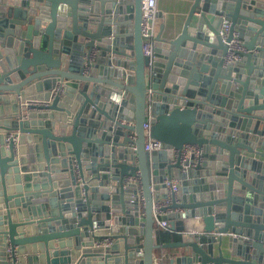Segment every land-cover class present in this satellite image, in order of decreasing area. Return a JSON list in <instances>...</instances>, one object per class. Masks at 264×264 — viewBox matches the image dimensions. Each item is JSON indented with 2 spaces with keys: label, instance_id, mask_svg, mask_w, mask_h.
<instances>
[{
  "label": "water",
  "instance_id": "obj_1",
  "mask_svg": "<svg viewBox=\"0 0 264 264\" xmlns=\"http://www.w3.org/2000/svg\"><path fill=\"white\" fill-rule=\"evenodd\" d=\"M0 6V264H264V152L234 139L264 136V0H195L151 56L142 0ZM155 205L201 232L158 243Z\"/></svg>",
  "mask_w": 264,
  "mask_h": 264
},
{
  "label": "built area",
  "instance_id": "obj_2",
  "mask_svg": "<svg viewBox=\"0 0 264 264\" xmlns=\"http://www.w3.org/2000/svg\"><path fill=\"white\" fill-rule=\"evenodd\" d=\"M157 19H158V0H142V20H141V33L144 38V53L147 56H151L154 49V42L157 33ZM230 29V23L224 22L223 27L220 30V36L226 38ZM230 51L225 57V63H233L240 59V54L238 52L243 51V40L239 37L238 32H234L233 39L229 42ZM152 123L151 118L148 116L144 123V131L146 135L145 150L146 151H159L165 149V145L156 139L150 137V129ZM185 149H189L186 147ZM180 178H166L163 181L168 193H178L181 187ZM139 200H142V196L139 195ZM170 200H166L165 204H169ZM171 211L163 212L160 210L159 205L154 207V219L156 229L158 230H167L172 231L170 228V223L168 219H164V216H168ZM173 232V231H172ZM98 246H107L110 244L108 239H104L100 242H96Z\"/></svg>",
  "mask_w": 264,
  "mask_h": 264
},
{
  "label": "crops",
  "instance_id": "obj_3",
  "mask_svg": "<svg viewBox=\"0 0 264 264\" xmlns=\"http://www.w3.org/2000/svg\"><path fill=\"white\" fill-rule=\"evenodd\" d=\"M194 2L195 0H158L157 33L160 30V26L164 24L163 37L173 38L177 36L181 32ZM0 8L4 9L2 6H0ZM237 133L234 139L242 141L260 152H264V136L252 134L250 132H244L245 134L240 132ZM174 178L178 177L175 175ZM175 223L177 229L173 232L179 236L185 233H199L203 227L200 218L184 220L176 218ZM180 229H184V231H180ZM137 239L142 240L143 238L139 235ZM180 240L181 237L178 241ZM181 250V248L158 250L155 254V264H171L172 259L177 256Z\"/></svg>",
  "mask_w": 264,
  "mask_h": 264
},
{
  "label": "trees",
  "instance_id": "obj_4",
  "mask_svg": "<svg viewBox=\"0 0 264 264\" xmlns=\"http://www.w3.org/2000/svg\"><path fill=\"white\" fill-rule=\"evenodd\" d=\"M158 243L175 242L180 239L181 236L176 235L172 231L158 230L156 233Z\"/></svg>",
  "mask_w": 264,
  "mask_h": 264
}]
</instances>
